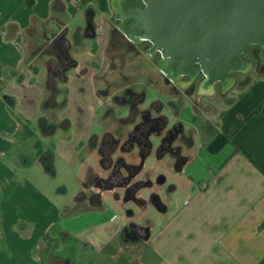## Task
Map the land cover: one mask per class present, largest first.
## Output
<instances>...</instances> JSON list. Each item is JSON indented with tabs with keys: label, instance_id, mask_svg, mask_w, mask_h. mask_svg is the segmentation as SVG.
I'll list each match as a JSON object with an SVG mask.
<instances>
[{
	"label": "crops",
	"instance_id": "0c3cea01",
	"mask_svg": "<svg viewBox=\"0 0 264 264\" xmlns=\"http://www.w3.org/2000/svg\"><path fill=\"white\" fill-rule=\"evenodd\" d=\"M106 1L107 12L99 0H0V264H264V60L254 68L247 60L249 68L231 76L221 97L220 82L211 84L204 100L215 109L210 113L195 112L192 101L181 105V91L161 92L157 81L150 96L162 109L138 112L127 127L155 139L134 179L150 181L149 190L132 192L127 166L137 157L102 149L128 116L108 109L97 93L111 28ZM58 28L67 29L76 61L68 88L78 84L91 105L84 122L66 118V126L43 129L47 69L38 56L55 48L49 36ZM38 36L43 41L34 46ZM252 69L260 71L248 75ZM52 115L57 123L65 118ZM175 126L179 135L161 142ZM222 134L230 140L214 149ZM174 145L176 154L164 148ZM59 174L76 185L71 203L56 199L51 177ZM75 210L83 235L64 225Z\"/></svg>",
	"mask_w": 264,
	"mask_h": 264
},
{
	"label": "rangeland",
	"instance_id": "374dc122",
	"mask_svg": "<svg viewBox=\"0 0 264 264\" xmlns=\"http://www.w3.org/2000/svg\"><path fill=\"white\" fill-rule=\"evenodd\" d=\"M181 6L184 7L182 10ZM113 16V11H110L107 17L110 25L114 24ZM148 19L150 20V24L154 27L155 48H159V53L157 52L155 54V58H158L160 54L157 64L150 62V68L154 73H156V69H161L168 74L169 77L177 79L178 73L180 72L183 74H190L193 72L194 61L209 67L207 69L209 79L222 74L227 67L234 70L242 69V66H238L236 62L230 63L229 55L237 42H240L242 37L246 35L245 18L233 12L229 0H181V4L178 0H157L155 1L154 9L149 14ZM81 34L83 35L82 32L79 33V36H77L74 41H79ZM108 39L105 44L108 43ZM42 41L43 38L38 36L31 43L35 46ZM145 45L144 43L142 46ZM84 46L85 43H81L74 49L77 55H80V53L84 51L82 50ZM251 48L253 52L251 55L243 54L241 57L244 60L251 61L254 68L258 66V57L255 56L257 55V49L254 46ZM46 53L47 48L43 47L41 54L38 56L44 65L48 62V60H46ZM104 53L105 51H103V56L105 55ZM49 58L52 59L55 58V56H50ZM102 65V68L96 75L95 82L97 84L101 83L98 86L99 90H97V93L100 98L105 99V103L108 102L106 105L108 109L119 107L118 102L112 99V95L119 92L117 89L126 83L137 82V84L133 85L135 89L143 88L147 91L150 90L149 87L151 84L146 79L144 72L127 71L123 73V78L122 75L117 72L105 71L104 67L106 66V61L104 58ZM259 71L260 70L252 69L248 75H256ZM231 76L239 79L241 74L239 71H232ZM200 77L201 75L194 81L192 85L194 89L197 87L198 78ZM205 77V80L208 82L207 76ZM158 87L161 92H168L167 88L162 84L159 83ZM208 90L209 86L207 83L201 80L197 92L204 94L203 98L199 95L197 97L198 100L194 102L190 96L185 95L186 93H181V105H183L185 101H192L195 104L194 110L197 113H210L215 111L213 105L204 102V100L207 101V97L209 96ZM68 99L69 103L64 113L62 111L57 112V114L59 116L64 115L70 122L73 120L75 124L84 122L86 119V117H84V112L87 111L89 113L91 105V102L86 97V93H83L78 87V84H76L72 86L71 91L69 89ZM199 117H201V115H199ZM53 119H56V117ZM94 124L95 126L98 125V121L96 120ZM153 141H155V139H153ZM153 141L151 142L153 143ZM147 163L146 165L149 167V165H152V160H148ZM51 182L58 191V197L56 198L58 201L62 200L65 203L74 201L78 190L69 177H60L59 174L58 176L51 177ZM148 190L149 188H141L140 192L147 193ZM73 215V218H66V221H68L65 222L64 225L74 231H79V235H83L81 229L84 223L82 213H80L79 210H75L73 211ZM86 232L87 231H85V233Z\"/></svg>",
	"mask_w": 264,
	"mask_h": 264
},
{
	"label": "flooded vegetation",
	"instance_id": "af4514ba",
	"mask_svg": "<svg viewBox=\"0 0 264 264\" xmlns=\"http://www.w3.org/2000/svg\"><path fill=\"white\" fill-rule=\"evenodd\" d=\"M113 1V0H111ZM110 6V5H109ZM139 7L144 8L145 5L143 3L139 4ZM111 8V6H110ZM113 11V18H114V24H112L110 27V36L107 43V46L105 48V58L106 66L105 71L107 72H117L122 75L124 78L123 73L127 71H133V72H144L146 75V79L150 82L149 89H152V86L155 85V83L158 81L163 84L168 90L169 93H175L176 95H179V90L181 93H186L190 98L195 100H198V84L197 87L194 89L192 87L195 80H197V77L201 75L198 80H204L205 83L209 86V90L211 87V84L215 82H220L221 87L218 92H216L217 96L221 97V91L225 89L226 86L229 85L231 80V72H226L224 77L221 78H213L208 80L206 79V74H204L201 71V64L197 61L193 62V72L190 74H183L178 73L177 79H173L169 77L168 74L163 72L161 69L157 70L156 73L153 72V70L150 68V62L156 63L159 60L160 54L158 58H155V54L159 51V48H155V44L152 41V39L146 38L143 39L137 43L132 42L128 37L127 34L120 28L121 19L117 16L116 12L111 8V12ZM85 34L87 36L93 35V22L92 18H89L87 20V24L85 27ZM146 44L145 46H142L143 44ZM252 46H254L258 52L256 51L257 55H254L258 57V62L264 60V47H260L258 45H250L248 50L245 53H240L238 56L242 60V62L248 63L246 67H242V69L237 70L240 72V74H243L248 68H249V62L247 60H244L241 55H251L252 52ZM47 52L53 53L55 56V59L59 62L64 61L66 65H69V62L64 60L62 57L60 51L56 49V47H48ZM159 53V52H158ZM70 69V68H69ZM68 69V70H69ZM199 82V81H198ZM134 84H137V82H129L124 84L123 86L119 87L116 94L112 95V99L116 102H118L120 110L124 109L126 113H128V116L126 118H123L120 120L118 124V128L116 130L117 135L116 137H108L104 141V147L102 149L106 153V155H109L119 147L122 150H125L126 152L134 155L137 157L138 164L136 165H129L127 166V175L126 180H128V187L132 192L138 191L141 188H146V186L151 185V182L147 179L143 180H134L135 179V173L140 169L141 162L144 161V156L147 153V151H150L152 147H150V142L148 139V133L146 131H140L139 134H135L133 129H128V125L133 124L134 118L138 112L141 114L147 113L150 111L159 112L160 109H162V103L161 102H155L151 100L150 96V90L147 91L143 88L135 89ZM215 96V95H214ZM165 122H162V125H164ZM179 129L177 126H175L172 130L168 131V134L162 138L163 142L166 140L169 144V141H172L173 138H176L179 134ZM168 146V145H166ZM170 146V145H169ZM137 147V151L135 152L134 149ZM168 148V150L171 153H177L180 150L179 145H174L173 147H164ZM97 151V150H96ZM143 168V167H142Z\"/></svg>",
	"mask_w": 264,
	"mask_h": 264
},
{
	"label": "water",
	"instance_id": "95a60500",
	"mask_svg": "<svg viewBox=\"0 0 264 264\" xmlns=\"http://www.w3.org/2000/svg\"><path fill=\"white\" fill-rule=\"evenodd\" d=\"M157 0H113L110 2L111 8L116 12L117 16L121 19L120 28L124 30L127 37L134 43L143 39L149 38L154 42V27L150 24L148 19L149 14L152 12ZM181 4V0H178ZM143 3L144 8L139 7ZM233 12L242 15L245 18L246 35L242 37L240 42L232 49L229 60L236 62L238 66L246 67L248 63L242 62L238 56L240 53H245L250 45H258L264 47V0H229ZM184 8L181 6V10ZM67 29H57L49 37L51 43L61 53L64 60L69 62L68 69L76 66V61L70 55L71 43L66 37ZM155 43V42H154ZM208 66L201 64V71L207 76V80L213 78L224 77L226 72L237 71L227 67L222 74L216 75L209 79L207 69ZM150 147L153 146L151 140ZM145 162L142 161L139 166L142 168Z\"/></svg>",
	"mask_w": 264,
	"mask_h": 264
},
{
	"label": "trees",
	"instance_id": "16d2710c",
	"mask_svg": "<svg viewBox=\"0 0 264 264\" xmlns=\"http://www.w3.org/2000/svg\"><path fill=\"white\" fill-rule=\"evenodd\" d=\"M99 9L102 12L108 11L106 0H99ZM46 69L47 73L43 85L44 98L41 104L43 115L39 120V124L43 129L49 125L55 127H61L62 125L66 126L68 125V121L66 118H64L62 122L57 123V117L56 119H53L55 118V116L52 114L64 111V109L68 105V66L64 61L59 62L55 58H52L46 63ZM228 140H230V138L223 134L217 136L213 143L214 149L220 147ZM65 261H67V259L62 258L57 262H53V264H65Z\"/></svg>",
	"mask_w": 264,
	"mask_h": 264
}]
</instances>
